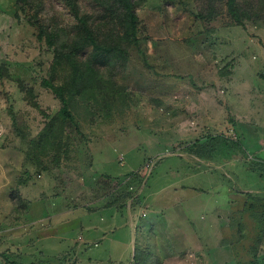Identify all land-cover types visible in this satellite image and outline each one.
Here are the masks:
<instances>
[{
  "label": "rangeland",
  "instance_id": "1",
  "mask_svg": "<svg viewBox=\"0 0 264 264\" xmlns=\"http://www.w3.org/2000/svg\"><path fill=\"white\" fill-rule=\"evenodd\" d=\"M237 1L249 17L243 27L233 24L221 0H139L138 44L125 59L80 52L78 62L93 61L113 85L74 98L65 93L68 120L42 81L68 85L70 68L59 70L53 50L37 38L38 24L72 35L68 7L62 0H31L23 10L18 0H0L2 264L18 257L21 264H264V219H210L213 197H198L215 184L198 170L210 154L217 177L235 186L220 168L240 148L229 130L217 127L225 79L235 58L256 54L257 41L264 44V0ZM78 2L82 11H96L92 0ZM170 186L197 195L187 193V206L175 204ZM163 196L156 206L145 205ZM122 208L135 218L129 219L135 238L121 232L114 244H72L65 263V254H43L57 250L54 236L63 234L41 219H91L97 210ZM250 210L264 215V205ZM118 223L130 229L128 219ZM79 231H69L75 243Z\"/></svg>",
  "mask_w": 264,
  "mask_h": 264
},
{
  "label": "crops",
  "instance_id": "2",
  "mask_svg": "<svg viewBox=\"0 0 264 264\" xmlns=\"http://www.w3.org/2000/svg\"><path fill=\"white\" fill-rule=\"evenodd\" d=\"M253 46L257 47L256 54L238 56L232 62L233 68L228 72L225 79L228 87L226 92L222 94V114L220 124L217 125L223 131L227 132L229 130L235 136L234 140L240 145V148L231 151L230 155L227 153L222 159L224 163L220 165L227 179L235 182V186H231L225 181L221 182L222 178L217 177L215 169L219 167L213 154L205 157L203 170L200 167L198 168L200 173H203L208 180L211 181L214 176V182L217 184L215 187H213L215 185L213 184L209 188H205L204 192L198 196L205 198L210 196V199L211 196L213 197L210 219H264V215H256V213L250 212V209H253L255 204L264 205V44L261 45L257 41ZM223 52L225 51L222 49ZM229 60L232 59H227L226 62ZM208 123V126H212L211 128L216 127L214 120L211 119ZM226 132L224 139L228 140L227 135L229 133ZM191 173L194 176L198 174L197 171ZM176 188L175 186H170L166 191L168 195H173L170 198L175 204L182 202L187 206L189 200L187 198V200L184 199V197H188L190 193L193 194L192 197L197 195V192L193 189L179 188L178 190ZM165 199L164 196L159 199L153 197L150 202H144L146 206L154 207L159 201H164ZM109 213L107 209L97 210L92 214L93 219H61V221L59 219H41L40 221L46 224H56L57 226H50V230L57 229L63 234V237L59 234L54 236V240H56L54 243L60 247L53 252L46 251L43 254L52 256L60 254H65L64 256H66L68 254V258L62 256L63 260L61 261L65 263V260L69 259L70 253L72 254V251H69L72 244L76 248H94L97 247L96 242L101 239L111 240V243L114 244L118 241L116 236L121 232H126L127 239L135 238L134 234L136 235L137 232L132 228L129 220L135 218H132L130 211L122 208L117 214ZM96 216H99V219H95ZM106 217H110V219ZM119 219H128L130 229L122 228L120 223H118ZM89 221L94 223L93 226L88 225ZM106 222L108 224L103 228ZM62 223L77 226L62 228L59 226ZM70 230H80L77 234H83L79 238L78 243H75L72 240L73 238L68 237V234L70 236ZM108 233H112V235L108 236ZM29 254L34 255V253ZM20 262L21 259L18 257L16 261H5L3 264H21ZM0 264H2L1 257Z\"/></svg>",
  "mask_w": 264,
  "mask_h": 264
},
{
  "label": "trees",
  "instance_id": "3",
  "mask_svg": "<svg viewBox=\"0 0 264 264\" xmlns=\"http://www.w3.org/2000/svg\"><path fill=\"white\" fill-rule=\"evenodd\" d=\"M31 0H18L24 10ZM75 20L73 34H66L65 29H53L38 24L39 40H44L47 47L54 52L55 64L59 70L70 68L68 85L57 86L53 77L44 79L42 85L49 88L62 103L61 116L71 120L65 93L69 98L91 94L97 85L112 86L109 78H105L93 61L78 62L80 52L90 48L93 54L102 58L118 57L125 59L128 49L138 44L141 25L136 13L139 0H92L96 11H82L78 0H62ZM225 3L228 15L236 26L244 25L248 15L240 9L237 0H221ZM100 9V11H99ZM67 35L65 40L62 38ZM63 43H60V42ZM60 43V44H59ZM109 67L110 61L105 62ZM110 74V71H109ZM108 79V80H107ZM69 86V87H68Z\"/></svg>",
  "mask_w": 264,
  "mask_h": 264
}]
</instances>
